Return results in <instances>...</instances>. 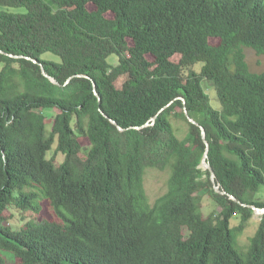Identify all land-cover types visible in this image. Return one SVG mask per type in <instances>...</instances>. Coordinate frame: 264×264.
Segmentation results:
<instances>
[{
    "label": "trees",
    "instance_id": "1",
    "mask_svg": "<svg viewBox=\"0 0 264 264\" xmlns=\"http://www.w3.org/2000/svg\"><path fill=\"white\" fill-rule=\"evenodd\" d=\"M0 6L27 10H0V264L5 253L15 264H264V214L237 249L249 206L264 208V72H251L245 54L264 55V0ZM206 155L225 194L200 168ZM150 168L170 172L153 205ZM205 195L219 212L205 216ZM42 200L56 220L5 225L11 207L38 214Z\"/></svg>",
    "mask_w": 264,
    "mask_h": 264
},
{
    "label": "rangeland",
    "instance_id": "2",
    "mask_svg": "<svg viewBox=\"0 0 264 264\" xmlns=\"http://www.w3.org/2000/svg\"><path fill=\"white\" fill-rule=\"evenodd\" d=\"M93 7L90 6V9ZM0 10H5L10 13L14 14H23L26 13L27 10L25 8H13V7H1ZM213 44H216V40H212ZM246 54V61L248 62L249 68L253 73H263L264 72V55H259L253 49L245 48ZM44 60H50L53 62H60V59L52 53H46L42 56ZM179 57L175 58V61H178ZM109 61L113 64L118 63V58L115 55H112L109 58ZM202 86L204 87L206 93L210 97L211 103L214 108L221 109V103L218 100L217 92L214 87H210L206 81H203ZM57 111H49L46 112L47 119L46 123L48 129L51 128L53 123V118L55 117ZM175 125L179 127L181 132V137H183L185 131L187 130V124L179 119L175 120ZM82 144L87 145L88 142L85 139H82ZM63 157L59 156V161H62ZM170 172L169 170H158L155 168L147 169L144 176V186L146 190V194L148 196L150 204H154L160 197H162L168 190V180H169ZM257 199L264 201V186L259 188L257 193ZM203 212L205 216H208L212 213H217L220 211V208L215 205V203L211 200V198L207 195L203 197ZM41 211L36 214L32 212H22L15 207H11L7 212L6 215L9 217L8 221L5 222V225L10 227L11 229L18 231L22 227L26 225V223L30 220L33 221H41V220H56V216L50 207V204L46 200L41 201ZM257 212H254V216L252 220L246 226V229L238 234L237 240V249L240 252H245L248 249L250 239L255 235L258 226L260 217L256 216ZM240 223L239 215H236L231 220V227L234 228L238 226ZM8 264H15L17 262V258L14 257L12 254L5 253L4 254Z\"/></svg>",
    "mask_w": 264,
    "mask_h": 264
},
{
    "label": "water",
    "instance_id": "3",
    "mask_svg": "<svg viewBox=\"0 0 264 264\" xmlns=\"http://www.w3.org/2000/svg\"><path fill=\"white\" fill-rule=\"evenodd\" d=\"M34 62H35V63H38L37 60H34ZM40 66H41V68H42V73H43V75H44L45 77L49 78L52 82L58 84V82H57L53 77H51L49 74L46 73V71H45V69H44V66H43L42 64H40ZM94 91H95V95H96V96L99 98V100H100V97H99V95H98V93H97L96 85H95V84H94ZM185 114H186V116H187L189 122H191V123H193V124H195V125H199L196 121H194L192 118H190V116L188 115L187 111H185ZM111 122H112L113 124L117 125L115 121L111 120ZM118 128H119L120 131H123V129H122L121 127H118ZM201 130H202L203 138H205V129H204L202 126H201ZM207 157H208V156L206 155L205 158H204V160L202 161V163H201V165H200V168H202L203 170H209V171H210V179H211V181H212V183H213V186H214L215 191H216L217 193L225 194V192L222 191V190L220 189L219 185L216 183L215 173H214V171H213V169H212L210 163L207 161ZM231 199H233L234 201H237L236 198L233 197V196H231ZM242 205H243V206H247V205H245V204H242ZM249 207H251V208L254 210V212H257L256 216L260 217V219H261V217H262L263 214H264V208H258V207H255V206H249Z\"/></svg>",
    "mask_w": 264,
    "mask_h": 264
}]
</instances>
